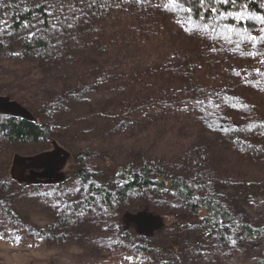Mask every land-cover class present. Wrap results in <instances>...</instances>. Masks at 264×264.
I'll return each instance as SVG.
<instances>
[{
	"label": "rangeland",
	"instance_id": "374dc122",
	"mask_svg": "<svg viewBox=\"0 0 264 264\" xmlns=\"http://www.w3.org/2000/svg\"><path fill=\"white\" fill-rule=\"evenodd\" d=\"M1 21L3 28L10 26L6 13ZM38 25L35 20L28 33L37 31ZM163 37L162 42L170 45L167 33ZM140 40L115 44L101 57L90 55V45L66 42L58 61L34 69L28 76H22L12 58L0 62L1 95L39 104L56 119L52 125L59 132L50 143L37 146L0 143L1 210H11L18 218L13 220L0 210V264H264V232L254 237L233 233L225 243L197 238L198 233L164 219L169 213L180 212L170 194L131 192L122 203L114 200L100 222L85 212H73L68 221L61 222L65 216L61 210L68 200L80 199L73 158L95 174L98 184L107 186L118 182L115 168L129 162L140 165L162 157L164 163H171L172 170H178L186 158L206 160L211 152L206 140H220V147L228 148L225 140L218 138V129L240 112L225 111L211 101L202 106L193 99L192 89L203 88L200 72L187 83L177 84L179 78L165 70L162 75L169 94L162 97V103L144 100L150 86L159 82L152 72L157 66L162 69L159 64L166 45L148 46ZM259 48L264 50V41ZM188 62L193 60L182 62L183 70ZM144 71L152 73L150 79L116 89L125 77ZM146 81L147 85H140ZM232 82L236 80L232 78ZM75 85L79 87L74 89ZM60 90L69 93L63 97ZM113 91L118 92L111 94ZM260 94L253 85L237 87L238 97L250 99L262 114ZM121 100H134L140 106L124 113L120 107L113 108ZM73 135L76 138L72 139ZM193 142L194 148L187 150ZM256 142L264 145V138ZM82 154L89 156L83 158ZM216 157L223 163L219 153ZM259 159L248 168L257 175L250 180L260 186L245 185L239 179L236 185L216 183L209 190L234 222L253 227H264V166ZM49 167L53 169L50 180L30 179L29 172ZM181 169L186 172V168ZM39 231L56 238L43 239L37 235ZM145 243L146 251H141L139 247Z\"/></svg>",
	"mask_w": 264,
	"mask_h": 264
},
{
	"label": "trees",
	"instance_id": "16d2710c",
	"mask_svg": "<svg viewBox=\"0 0 264 264\" xmlns=\"http://www.w3.org/2000/svg\"><path fill=\"white\" fill-rule=\"evenodd\" d=\"M188 8L192 11H187ZM240 11L251 19L237 21L232 16L222 18L225 13ZM5 13L11 22L7 28L1 26ZM256 17H264V0H237L235 4L231 0L227 4L220 0H205L204 4L200 0H178L177 3H171L170 0L0 2V62L12 58L15 64L18 63L16 69L22 76L58 61L66 42H82L85 47L90 45V55L101 57L109 47L138 38L148 46L166 45L159 64L162 69L157 66L152 72L159 82L150 86L151 91L144 100L162 103V97L169 94V86L163 81L162 73H166L165 70L179 78H176L177 84L187 83L198 71L202 74L204 84L201 89H192L195 91L193 99L202 106L211 101L216 107L223 106L225 111L240 112L234 118L228 117L224 127L218 129V138L225 140L228 148L220 147V140H206L211 152L207 153L206 160H200L201 157L197 156L184 159L180 166L186 168V172L181 171V167L172 170L171 163H164L162 157L140 165L129 162L115 168L116 184L103 186L94 180L95 174L87 171L80 159L73 158V178L77 182V197L80 199L74 202L68 200L66 208L61 210L65 214L62 223L68 221L67 216L72 217L73 212L94 214V219L100 222L106 218L114 200L122 203L131 192H151L170 194L180 212L169 213L164 219L170 224L198 233L195 236L202 240L225 243L226 238L233 233L254 237L264 232V227L234 222L231 214L217 203L209 191L216 183L236 185L239 179L245 185L260 186L250 180L257 175L252 174L254 171L248 167L259 158L264 166V145L256 142V139L264 138V112L260 114L250 99L245 98L244 101L237 95L239 85H253L264 100V50L259 48L260 43L254 47L248 41L250 35L264 36V24ZM35 20L39 21L38 30L28 33ZM165 33L169 36L170 45L162 42ZM177 39L183 42L178 43ZM250 53L260 55L253 56ZM187 58L193 62L186 63L183 70L182 62ZM152 73L149 75L144 71L132 78L125 77L116 89L123 90L129 85L150 79ZM232 78L236 82H232ZM140 85H147V81ZM78 87L75 85L74 89ZM67 92L60 90L63 97ZM114 92L118 91L111 94ZM3 96L9 97L8 94ZM15 102L32 113L33 118L22 120L0 116V143L8 146H37L50 143L51 137L59 134L57 127L52 125L56 124V119L50 118L39 104L25 98ZM137 106L140 104L134 100H121L113 104V108L120 107L124 113L135 110ZM71 138H76V135ZM195 144L193 142L187 150L194 148ZM218 153L223 163H218ZM88 156L82 154L83 158ZM220 164H225V167ZM216 165L218 167L214 171ZM240 174L243 175L240 177ZM197 178L199 181L195 182ZM2 212L18 220L11 210ZM37 235L43 239L46 236L56 238L47 231H39ZM147 246L145 243L139 249L146 251Z\"/></svg>",
	"mask_w": 264,
	"mask_h": 264
},
{
	"label": "water",
	"instance_id": "95a60500",
	"mask_svg": "<svg viewBox=\"0 0 264 264\" xmlns=\"http://www.w3.org/2000/svg\"><path fill=\"white\" fill-rule=\"evenodd\" d=\"M4 0H0L3 2ZM0 116L10 117L14 119L30 120L32 115L28 110L23 108L17 102L10 100L8 97L0 95ZM58 153H56V156ZM53 174L51 167L43 169L40 172H29L30 179H47L50 180Z\"/></svg>",
	"mask_w": 264,
	"mask_h": 264
},
{
	"label": "snow or ice",
	"instance_id": "6c2138e0",
	"mask_svg": "<svg viewBox=\"0 0 264 264\" xmlns=\"http://www.w3.org/2000/svg\"><path fill=\"white\" fill-rule=\"evenodd\" d=\"M138 2H139V0H138ZM170 2L171 3H177L178 0H170ZM214 2H215V0H214ZM220 2L224 3V4H227V3H229V0H220ZM231 2L233 4H235L237 2V0H231ZM200 3L204 4L205 0H200ZM187 11L191 12L192 9L188 8ZM212 11L215 12L216 9L213 8ZM228 16H232L237 21H242L244 19H251V17L246 16L243 11L235 12V13H232V12L225 13V14H223L222 18H227ZM255 19L259 20L262 24H264V17H256ZM262 31H264V29H262ZM248 41L251 42L253 44V46L255 47V45L257 43H260V42L264 41V36H251L250 35L248 37ZM250 55L256 56V55H260V53H250ZM233 243H235V242L233 241Z\"/></svg>",
	"mask_w": 264,
	"mask_h": 264
}]
</instances>
